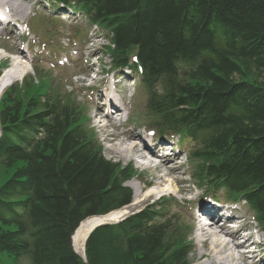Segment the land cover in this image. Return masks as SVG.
I'll list each match as a JSON object with an SVG mask.
<instances>
[{"label":"trees","instance_id":"16d2710c","mask_svg":"<svg viewBox=\"0 0 264 264\" xmlns=\"http://www.w3.org/2000/svg\"><path fill=\"white\" fill-rule=\"evenodd\" d=\"M92 2L98 6L89 4L97 9L95 18L114 28L116 55L128 51L130 44L138 45L140 61L152 71L169 69L179 55L202 60L184 75L171 67L168 99L160 98L168 103L158 111L175 128L182 122L189 123L192 132L196 127L210 128L199 155L218 164L212 171L229 176L233 188L255 184L258 190L252 198L263 212L264 0ZM214 22L226 29L227 37H220L223 42L213 49ZM208 31L211 35L204 36ZM37 103L30 100L24 106L13 90L1 103L0 120L6 128L28 133L32 124L37 132H46L31 152L0 163L2 176L8 177L0 180V216L4 215L0 224L19 230L0 233V251L12 257L17 256L13 251L25 252L37 264H75L71 233L83 218L104 215L112 205L130 202L129 190L122 187L129 173L106 162L79 129H70L72 116L67 109L46 104L33 115ZM2 145L1 141L0 149ZM154 218L138 215L119 226L95 230L87 242L91 262L186 264L188 252L179 247L180 240H166L167 229L146 226ZM21 231L25 238L18 242Z\"/></svg>","mask_w":264,"mask_h":264},{"label":"bare ground","instance_id":"6f19581e","mask_svg":"<svg viewBox=\"0 0 264 264\" xmlns=\"http://www.w3.org/2000/svg\"><path fill=\"white\" fill-rule=\"evenodd\" d=\"M10 1L11 0H0V15L4 18H6L9 15H19L20 19H23V16L25 15V11H20L17 8H14L10 5ZM26 1V0H23ZM98 1L100 4L103 3V0H95ZM88 4H93L92 0H87ZM9 9V12H7L6 10ZM83 17L85 19H87V21L92 22L91 17L89 14L83 13ZM217 29L212 31L210 34V31L206 32L204 34V36H207L208 34L211 35V38L213 37L214 41H213V49L216 46L221 45L220 43L223 42V39H221L220 37L224 38L227 37V31L225 28L221 27V25L218 22H214L213 23ZM218 30V31H217ZM198 33V30H196ZM217 38V39H216ZM86 39H89L90 43H94L96 42L97 39L95 38H89L87 37ZM204 44H200V46H202ZM225 45V44H223ZM85 40H83L81 42V49H80V54L79 56L84 55V51H85ZM199 46V47H200ZM130 48H136L138 47V45H134V44H130L129 45ZM11 48V46H10ZM126 50H122L121 52L117 53L115 61L118 64H126L127 61H125V53H128ZM204 51V50H203ZM191 52V51H190ZM194 54L197 56L198 54H196L194 52ZM189 56H185V55H179L178 57H173L172 62H171V67H173L175 70V66L179 61H187ZM193 61V60H192ZM171 67L169 69H156L155 71L150 70L143 62L140 63L137 72L142 76L143 82L144 83H150L151 84V91L155 92L153 93V99L157 100L158 98H160L161 96H165V99H168V96L166 94V87L169 85V83L167 82L169 77V73L171 71ZM89 68H92V66H89ZM26 72V67L23 66L22 64L16 63L14 62L9 69L4 72V74L2 76H0V98L2 96V94L4 93V91L6 90V86H8L10 83H13L15 81H17V79L21 78V76ZM171 78H173V75H171ZM148 95V93L144 92V96L146 97ZM168 102H165L164 105L166 106ZM185 114H187V112H185ZM182 126L188 127L189 129L193 130L191 128V126H189V123L185 122L181 124ZM17 132L12 131V129L10 127L7 128L6 134L7 136L10 137H14L12 139H7L6 137L3 138L2 140V149H0V151L2 150L3 153L0 154V163H2L5 159L8 158H16V157H20L22 155L21 152H31L32 150H25V149H21L20 147L23 146V144H21V142H19L15 137L20 134V132H23L22 129H19L17 127ZM28 133H26V135L28 136H32L34 137L35 134V128L34 126L31 124L28 128ZM210 130V128H194V133H196L198 135V137L205 132H208ZM122 136H128L127 139H135L138 138V135L132 134L130 132H121L118 135H115L114 138L117 141L114 144V147L112 149L113 153L119 156H122L123 154H125L127 152V150L122 149L119 147L120 144H124L127 141L123 138H121ZM18 143V146H17ZM16 145V147H15ZM21 145V146H20ZM132 152L134 153H139V147L136 143H134L132 145ZM263 164V162L261 163ZM165 167V166H163ZM172 171V170H171ZM173 173V171H172ZM226 176H216V180H220L222 178H225ZM228 178H230L229 176H227ZM231 179V178H230ZM165 181V180H164ZM233 182V181H232ZM174 183L172 181H166V183L163 185V187H159V186H154L152 189H148L147 192L145 194L141 193L140 190L136 191V194L134 195V200L133 203L128 207L125 208L123 210H119V206H114L112 205L110 207V209H108L109 213L108 215L102 216V217H93V218H83L79 223H78V229L74 234V237L72 239V243L70 242V246L74 247V249L72 248V253L75 257V264H93L91 262V259L89 257V254L87 255V253H85V242L87 239V236L90 234V232L96 227L98 226V224H102V223H108V222H113L114 225H117L118 222H120V220H122V218L124 216H126L128 214V212H134L136 210H138L139 208H142L145 206V204L151 200L152 198H154V196H156L158 193L164 192L165 190H173L175 192V188H174ZM236 188V187H235ZM234 190L236 192L237 189ZM245 189L250 192L251 190H258L255 187V184H246L245 185ZM185 190V189H184ZM245 192L242 191V194H244ZM252 202L256 205L257 203H255V199L252 198ZM117 202H115L114 204H116ZM209 203L207 201H202L201 202V209L205 210L208 207ZM4 216V215H2ZM0 216V217H2ZM87 218V219H86ZM1 222V221H0ZM3 232L6 235L7 234H16L19 232V230H12L3 226V224H0V233ZM25 233L21 231L20 233V239L18 242H20V240L22 238H25ZM213 239L212 241V247H211V251L216 254L219 255L220 252H218V250H216L215 246H214V242L220 244V241L218 239L213 238L212 236H210V240ZM199 241L205 242L204 240L199 238ZM126 239H124L123 243H122V250H124V248H126L125 243ZM228 245H224L222 246V248L227 249ZM241 246H236V248H240ZM7 251L3 250L0 251V261L2 262H8L10 264H37L36 263V259L35 257L31 260L28 259V255L25 252L22 251H17L13 253L17 256H10L8 253H6ZM155 255V253H154ZM229 257H233L231 255H229ZM231 262L233 264H236V260L234 258L231 259ZM238 262L240 264H254V263H250L247 260V257L241 255L240 259H238ZM161 264H166L165 261L161 260ZM219 264H230V261L228 260V257L223 258L222 260H219Z\"/></svg>","mask_w":264,"mask_h":264},{"label":"rangeland","instance_id":"374dc122","mask_svg":"<svg viewBox=\"0 0 264 264\" xmlns=\"http://www.w3.org/2000/svg\"><path fill=\"white\" fill-rule=\"evenodd\" d=\"M20 4H21V2H20ZM22 8L25 11L29 12V6H26V4H23ZM210 25H212V22L210 23ZM97 42H98V45L96 47H94L96 49L93 51V53H95L94 57H96L97 60L93 59L90 61V65L93 63L97 64L94 67V70H97L98 66L100 64L103 63L104 65H106L110 61L107 57V58H104L100 62V59L97 57L101 54L104 57L106 56L107 52L105 51V47L103 48V46L108 45L109 43L107 41H101V40H97ZM64 48H66V50L69 49V47H64ZM5 55H7V54H5ZM2 57L6 58L8 56H4L3 53L0 51V58H2ZM84 58L86 61H88V59H86L85 56H84ZM9 63L10 62H7L5 67H9ZM78 64H79V66H78ZM69 66L70 67L59 68L57 70V72H55L56 82H53L52 78H50L51 83L49 85L51 88H49V89H50L51 95L58 96V97H62V96L67 97L68 91L69 92L71 91L72 92L71 93L72 99H76L77 96H76V93H74V91H73V87H75L78 91H85V90H83L84 88L80 87V86H83V84H78L76 82V80H75L74 84L69 83L70 78L72 76L77 75V74H80V75L84 74L83 71L85 70L86 67H84L83 62L82 61L72 62ZM45 70L47 71V69H43V71H45ZM256 72H258V71H256ZM0 73L2 74L1 71H0ZM28 74L29 75H28L27 79L30 76H32L30 73H28ZM88 75H90V74H88ZM42 77L43 76H41L40 80L39 79L36 80L34 78H31V80H28L27 82L24 81L23 85H21L20 83H17L14 85V86L17 85L19 88L18 89L19 91H17V97L19 99L23 100V104L27 103L28 97L30 96L31 92L33 93V91H34V88H35L34 86L37 85V87H38L39 83H40V85L42 84V82H43ZM81 77H83V75ZM30 86H31V88H30ZM25 91H27V92H25ZM28 94H29V96L27 97ZM78 102H80V100ZM81 102H83V104L86 105L85 101L82 100ZM94 131L96 134L95 135L96 140L98 142L102 143V145H103V152H104L103 155L106 159L112 161L114 164L115 163L120 164L121 168H125V166L127 164H131L133 169L135 170L136 177L131 179V180H128L126 182V184L124 185L126 188H128L131 191L133 200H134V195L136 194V191L139 190V188L143 187V182H141L142 180L147 181L149 186H155L156 184L163 186V184H165L166 181H168V180L172 181L173 183L175 182L173 177L169 174V171L166 167L161 166L156 171L154 169H152L153 167H151V170H149V168L145 169V167H147L146 166L147 162L145 160L139 159L137 155L135 157L139 160V162H132L133 158H131V157H132V155H134L132 153H129V154L125 153L122 156L114 154L112 151L114 144H112L111 142L110 143L107 142V144H106L104 142L105 136L103 135V133L98 129H96ZM120 146H122V144H120L119 147ZM185 157H187V156H185ZM185 157H183L182 161L185 160ZM170 166H172V165H170ZM188 169H190L191 171L185 172ZM181 170H180L181 172H179V175L174 174V176L177 175L178 178H180V179H182L181 177L185 178L189 184H188V188H185L186 193L183 191L182 186H179V188L182 190V192L179 194L175 193V195H174L175 196L174 198L177 201V203H179V206L177 205V207H176V205L173 204V207H172L173 212L183 211V208L181 206H183L184 203L181 205L180 200H182V199L187 200L188 198L190 199L191 196L196 195L198 193V190L193 186L192 181H189L188 176H187V174H190L192 172V164L189 162L186 166H184V167L182 166ZM3 173L4 172L2 171V169H0V180L5 181L8 177L7 176L3 177L2 176ZM179 176H181V177H179ZM153 200L154 199L149 200L147 204L150 205ZM171 206H172V204H171ZM194 233H195L194 228H193V231L192 230L187 231V242L190 243V248H191V254L188 255V258L192 264H201V263H204L206 261H209L208 259H210V255H213V257H216L219 260H222L223 258H226L227 255H229L228 249H222L220 247H216V250H218V252H220V254L219 255L214 254L211 251V247H212L211 241L210 242H208V241L199 242L198 239L194 238ZM205 252H207L209 256L207 259L202 260V254ZM0 264H10V263L0 261Z\"/></svg>","mask_w":264,"mask_h":264}]
</instances>
